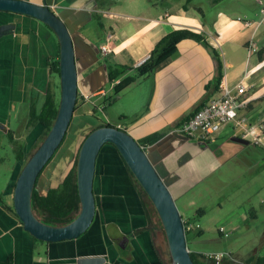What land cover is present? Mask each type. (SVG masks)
<instances>
[{"label": "crops", "instance_id": "0c3cea01", "mask_svg": "<svg viewBox=\"0 0 264 264\" xmlns=\"http://www.w3.org/2000/svg\"><path fill=\"white\" fill-rule=\"evenodd\" d=\"M30 1L46 2L72 33L79 92L68 133L75 122L76 126L86 120L91 122L80 146L94 127L108 122L128 130L138 141L161 133L162 137L145 149L175 199L182 200L187 208L186 200L197 193L195 186L204 178L203 171L226 160L215 148L220 140L227 143L222 139L226 131L231 141L234 135L250 140L242 143L245 146L227 145L225 154L231 164L250 151L264 161V54L260 56L264 48V0H102V6H98V0ZM96 21L100 26L92 29ZM7 23L15 26L0 32V260L12 256L14 264H79L52 260L101 255L106 257L102 264H151L162 259V226L119 150L111 143L102 147L97 158V211L94 232L89 237L87 232L77 238L47 242L24 228L15 212L14 188L28 152L43 132L40 123L29 125L32 113L40 111L49 89L58 94L57 73L52 70L51 61L59 57L60 45L55 32L38 18L0 10V25ZM180 28L206 36L223 63L222 77L231 85L245 81L248 105L241 114L246 117L248 132L227 123L214 141L203 145L178 130L198 108L219 95L218 57L214 49L191 38L181 40L178 50L150 76L114 93L116 81L110 82L108 77L110 64L140 65L166 34ZM103 45L111 51L103 52ZM253 45L257 47L255 51L251 50ZM135 87L140 89L138 98L124 100ZM113 103L118 104L117 123L107 112ZM59 152L38 179L37 188L42 193L58 186L74 167L75 151L66 148L57 156ZM244 190H234L230 195L233 205L222 226L229 235L239 231L241 223L250 218L252 199L249 194L243 198ZM261 202L264 204V199ZM218 207L224 211L222 202H218ZM197 212L204 215L206 209L198 206ZM204 230L200 225L192 239L203 235ZM258 249L256 246L247 253L230 252V264H246L249 256L260 254ZM199 260L212 263L208 257L199 256Z\"/></svg>", "mask_w": 264, "mask_h": 264}, {"label": "water", "instance_id": "95a60500", "mask_svg": "<svg viewBox=\"0 0 264 264\" xmlns=\"http://www.w3.org/2000/svg\"><path fill=\"white\" fill-rule=\"evenodd\" d=\"M1 11H11L38 18L57 35L60 51L61 93L59 108L52 127L42 142L25 162L14 188V208L24 228L38 239L54 242L79 237L92 225L97 202L94 192L96 163L102 147L111 143L117 147L132 173L148 194L162 226L160 254L172 264H197L188 246L183 216L169 186L158 172L142 144L126 129L115 125H101L83 140L77 160V183L80 211L73 220L63 224L44 221L33 207V192L38 176L54 156L69 130L78 100V67L72 33L67 23L46 3L30 0H0ZM15 23L0 25V32L13 29ZM232 140L249 143L250 140L234 135ZM201 144L206 145L204 141ZM105 256L68 257L53 262L75 261L79 264H102Z\"/></svg>", "mask_w": 264, "mask_h": 264}, {"label": "rangeland", "instance_id": "374dc122", "mask_svg": "<svg viewBox=\"0 0 264 264\" xmlns=\"http://www.w3.org/2000/svg\"><path fill=\"white\" fill-rule=\"evenodd\" d=\"M96 19L99 20L98 18ZM103 21L106 23V19H103ZM99 26V22L96 21L95 26L93 25L91 28L96 29ZM57 82V95L59 96L61 88L59 87L60 76L58 74ZM139 91V87H135V89H132L126 95L124 100L137 99ZM130 97L132 98L129 99ZM117 111L118 104L114 105L113 103L108 106L107 112L114 123L119 121L120 116H118ZM76 124L77 123L75 122L72 128H70L67 138L59 149L60 152L65 151L66 148L71 149V151L74 150L75 154L73 159L77 158L76 152L80 146L84 132L88 131L91 127V122L87 120L79 126H76ZM227 130L230 132V127H228ZM230 137V134H227L226 131V135H224L222 139H226L227 143L224 144V142H220L222 141L220 140L215 146L216 150L219 152L218 155L220 158L226 160H222V163L215 168H206L203 171L202 177L204 178H202L195 186V191L197 193L189 195L188 200H186V204L189 207L187 208L182 200H176L180 212L182 216H184L183 219H189L195 224L200 223L203 229H205V233L200 237H195V240L192 239L194 237V232H187L188 246L197 251L227 252L229 255L230 252L236 253L241 251L247 253L248 251H251L252 248L258 246V252L264 254V204L261 202V199H264V161L259 160L255 151H250L242 153L239 156V159H233V164H231L230 157H226L225 154L227 151V145H230V143L241 146L245 145L231 141ZM39 140L40 138L38 141ZM38 141L36 143H38ZM36 143L31 147L30 152L36 150L34 148ZM60 152L57 156L60 155ZM241 159L247 160L251 162V164H244V161H241ZM230 180H233L234 183L230 184ZM243 189H245L242 192L243 198L247 194L250 195L252 202L249 206H255L258 212V217L252 218L249 213V220L241 223V229L239 231H235L231 235L225 236L221 234L219 230L220 227L224 226V224L226 225V221H228L225 216L230 211V205H233V201L230 200V195L234 190L235 192H238ZM218 202H222L224 211H219ZM248 202L249 200H247L246 203ZM198 206H202L206 209L204 215L198 214ZM154 212L157 221L160 222L155 209ZM93 225L94 223H92L89 229L84 232H90L87 235L88 237L94 232H92ZM221 264H230V256L226 257Z\"/></svg>", "mask_w": 264, "mask_h": 264}, {"label": "trees", "instance_id": "16d2710c", "mask_svg": "<svg viewBox=\"0 0 264 264\" xmlns=\"http://www.w3.org/2000/svg\"><path fill=\"white\" fill-rule=\"evenodd\" d=\"M102 5H103L102 0H98V6H102ZM184 7L187 9L188 8L187 4H185ZM95 15L98 16V14H95ZM185 38H191L196 41L202 42L204 45L214 49L208 42L205 35L198 33L196 31H193L189 28L175 29L169 32L168 34H166L155 45L149 57L145 59V61L142 62L140 65L130 66V65L113 63L108 66L109 81L110 82L116 81V83L114 84V93L117 95L123 92L132 83L150 76L156 70L157 66L162 61L172 56L178 50L179 42ZM214 52L219 60V82H220L223 76V73H224V68H223V63L221 61L219 53L215 49H214ZM263 54H264V48L262 49V51H260V56H262ZM51 66H52V70L60 76V57L52 60ZM59 87L61 88V82L59 83ZM59 102H60V95L57 96L54 91L49 89L40 111L36 113L35 112L32 113V117H31V120L29 121V125H35V124L40 123L43 127V132L41 134L40 140L38 141V143H36L34 147L35 149L36 147L39 146V144L42 142V140L44 139V137L47 135L50 128L52 127L54 120L56 118L57 112H58ZM101 125H113V124L108 122V123L100 124L99 126ZM95 128L96 127H94L93 129ZM67 133L62 143L58 147L56 153L58 152L63 142L65 141ZM10 135H11V138L13 139L14 137H13L12 131H10ZM161 137H162L161 133H154V134L144 137L143 139L139 140V142L145 148L147 145H151L155 143L156 141H158ZM106 144H110V143H106ZM33 152L34 151L28 152L29 155L27 154V159L32 155ZM56 153L54 154V156L56 155ZM23 155H24V152L21 147L19 149L20 158H22ZM54 156L49 160L47 165L52 161ZM77 160H78V157L76 158L74 167L70 169V171L63 178L62 182L58 186L49 188V190L46 193H42L37 188V183H38V180H37L36 187L33 192L32 203H33L34 210L40 216V218H42L44 221L48 223H52V224L67 223L73 220L76 213L80 211V194H79L78 183H77ZM44 169L39 174L38 179L40 175L42 174V172L44 171ZM130 173L133 176L136 184L139 186V189L141 193L143 194L145 201L147 202L148 205L152 206L151 209L154 211L155 208L148 194L145 192L142 185L138 182V180L132 173L131 169H130ZM0 201L3 202L1 197H0ZM248 211L250 213V217L252 218L258 217V212L255 207L253 206L250 207ZM191 255L197 264H207L199 260V256L206 257L205 253L195 252L191 250ZM245 262L246 264H264V254L249 256L245 260ZM0 264H14L13 257L10 256L6 260H0ZM151 264H170V262H166L160 259ZM211 264H215V263L212 262Z\"/></svg>", "mask_w": 264, "mask_h": 264}, {"label": "built area", "instance_id": "2783aa9c", "mask_svg": "<svg viewBox=\"0 0 264 264\" xmlns=\"http://www.w3.org/2000/svg\"><path fill=\"white\" fill-rule=\"evenodd\" d=\"M101 49L105 53L111 51L108 45H103ZM256 49V45H253L251 50L255 51ZM247 91L248 87L243 79L235 85H231L226 77H222L219 82V95L198 108L182 122L178 130L190 138L204 142L214 141L222 126L227 123L245 128L248 132L245 127L246 117L241 114V110L248 105ZM183 222L187 232H194L200 228V223L195 224L189 219H183ZM220 231L225 236L230 234L225 231L224 227H220ZM228 256L230 255L227 252H208L206 254V257L215 264H221Z\"/></svg>", "mask_w": 264, "mask_h": 264}, {"label": "bare ground", "instance_id": "6f19581e", "mask_svg": "<svg viewBox=\"0 0 264 264\" xmlns=\"http://www.w3.org/2000/svg\"><path fill=\"white\" fill-rule=\"evenodd\" d=\"M37 148V147H36Z\"/></svg>", "mask_w": 264, "mask_h": 264}]
</instances>
